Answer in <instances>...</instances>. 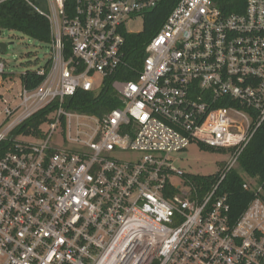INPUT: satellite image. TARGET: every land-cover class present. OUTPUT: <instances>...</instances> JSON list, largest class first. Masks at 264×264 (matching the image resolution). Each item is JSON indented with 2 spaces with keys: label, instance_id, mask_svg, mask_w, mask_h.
Segmentation results:
<instances>
[{
  "label": "built area",
  "instance_id": "1",
  "mask_svg": "<svg viewBox=\"0 0 264 264\" xmlns=\"http://www.w3.org/2000/svg\"><path fill=\"white\" fill-rule=\"evenodd\" d=\"M25 1L49 20L52 58L28 70L44 78L33 89L0 62V264H264V185L239 165L264 126V0L232 13L222 0ZM164 5L137 71L126 26ZM128 72L104 116L64 108ZM54 103L40 140H18ZM194 142L228 154L202 193L175 165ZM234 171L252 196L238 215Z\"/></svg>",
  "mask_w": 264,
  "mask_h": 264
},
{
  "label": "trees",
  "instance_id": "2",
  "mask_svg": "<svg viewBox=\"0 0 264 264\" xmlns=\"http://www.w3.org/2000/svg\"><path fill=\"white\" fill-rule=\"evenodd\" d=\"M29 1L39 7L38 5L44 0ZM246 2L247 0H222L220 7L226 13L242 12L246 7ZM170 9L171 7L168 5L162 6L158 11L147 16L144 30L141 33L126 36V60L135 70L138 71L142 68L146 45L164 23ZM0 30L16 31L42 44L48 46L51 44L49 20L39 14L25 0H0ZM49 64L50 62L48 66ZM135 78L136 73L134 72L108 77L99 92L78 90L74 96L65 98L64 108L69 111L102 117L120 106L119 96L112 87L113 80H133ZM20 79L28 89L37 87L44 80L43 77L30 71L22 74ZM56 106L57 104L54 103L31 117L20 127V131L39 137L40 125L46 121V115L52 112ZM239 165L242 171L251 177H258L260 184L264 185V126L241 155ZM189 177L199 187L200 193L204 192L203 187L206 188L215 179L214 176L189 175ZM242 183L238 171L232 172L226 182L225 189L230 193L234 215L240 214L252 197L242 189Z\"/></svg>",
  "mask_w": 264,
  "mask_h": 264
},
{
  "label": "rangeland",
  "instance_id": "3",
  "mask_svg": "<svg viewBox=\"0 0 264 264\" xmlns=\"http://www.w3.org/2000/svg\"><path fill=\"white\" fill-rule=\"evenodd\" d=\"M42 10L48 12L49 7L45 1L38 5ZM127 30L134 34H139L144 30V22L141 17L136 18L126 26ZM0 42L8 44V50L5 54H0V62L5 64L8 81H19L20 75L26 71L35 70L40 65H44L52 58V48L42 44L32 38L16 31L0 30ZM51 63L49 64L50 67ZM10 85V83L8 82ZM2 89L0 93H3ZM12 94L7 95L9 99ZM48 126H43L46 131ZM54 142L57 147L64 146L61 128L58 130ZM73 135L76 133L75 124L73 125ZM18 140L27 143H35L40 139L37 136L19 135ZM179 160L176 167L189 175L213 176L228 160V154L225 151L209 149L197 142L192 143L185 151L175 155ZM181 184V179H175Z\"/></svg>",
  "mask_w": 264,
  "mask_h": 264
},
{
  "label": "water",
  "instance_id": "4",
  "mask_svg": "<svg viewBox=\"0 0 264 264\" xmlns=\"http://www.w3.org/2000/svg\"><path fill=\"white\" fill-rule=\"evenodd\" d=\"M8 50V44L0 42V54H5Z\"/></svg>",
  "mask_w": 264,
  "mask_h": 264
}]
</instances>
